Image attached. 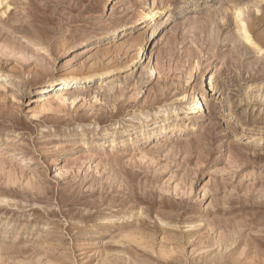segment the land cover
Here are the masks:
<instances>
[{
    "label": "rangeland",
    "instance_id": "obj_1",
    "mask_svg": "<svg viewBox=\"0 0 264 264\" xmlns=\"http://www.w3.org/2000/svg\"><path fill=\"white\" fill-rule=\"evenodd\" d=\"M256 48L264 0H0V264H264Z\"/></svg>",
    "mask_w": 264,
    "mask_h": 264
},
{
    "label": "bare ground",
    "instance_id": "obj_2",
    "mask_svg": "<svg viewBox=\"0 0 264 264\" xmlns=\"http://www.w3.org/2000/svg\"><path fill=\"white\" fill-rule=\"evenodd\" d=\"M152 6V5H151ZM150 9L146 12V13H142V15H141V17H139L138 18V20L137 21H141V20H143L144 22H146V21H150V20H153V18H155V15H156V12L154 13V10H155V8H153V6H152V8L151 7H149ZM238 11V10H237ZM242 12V11H241ZM240 12V10L238 11V12H236L237 13V16H236V18H237V20H238V22H239V24H240V27H238V30L241 32V34H242V36L245 38V39H247V40H249V38H248V32H247V30H246V27H245V24L243 23V21H241L239 18L241 17V15H242V13ZM159 13V12H158ZM235 13V14H236ZM239 26V25H238ZM119 30L121 31V30H123V27L121 26V27H119ZM118 30V31H119ZM123 32V31H122ZM240 34V35H241ZM255 50V49H254ZM256 52H259V53H262V54H264V50H261V49H258V48H256ZM140 55V51H139V53H138V56ZM263 61H264V59H262ZM2 79V76H0V80ZM203 84H204V79H203ZM66 97V96H65ZM70 97V96H69ZM194 97H195V99L194 100H192L191 102H190V104L187 106V112L185 113V115H184V117L186 118V119H188L189 120V118L190 117H188V116H190V115H196L197 116V114H200V111L202 110V111H204V106H203V104H202V102H201V98H199V96L197 95V94H195L194 95ZM184 99H182L183 101L185 100V96L183 97ZM72 99H75V98H73L72 97ZM202 113V112H201ZM175 115V114H174ZM172 117L170 116V117H168L167 119H165L164 121H161V127H165V126H167L168 124H169V120L171 119ZM171 126V125H170ZM170 126H168V128H170ZM159 127H160V125H159ZM154 129H157L158 128V126H154L153 127ZM131 134H133V133H131ZM149 134V133H148ZM146 135V134H145ZM143 136V135H142ZM77 144H79V143H77ZM75 145L76 147H74L75 149H78L79 148V146H81V144L80 145ZM113 144L114 143H112L111 142V145L113 146ZM111 146V147H112ZM152 147L151 148H155V147H153V145H151Z\"/></svg>",
    "mask_w": 264,
    "mask_h": 264
}]
</instances>
